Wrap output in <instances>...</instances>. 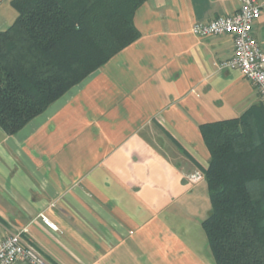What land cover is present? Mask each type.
Returning <instances> with one entry per match:
<instances>
[{"label":"crops","instance_id":"obj_1","mask_svg":"<svg viewBox=\"0 0 264 264\" xmlns=\"http://www.w3.org/2000/svg\"><path fill=\"white\" fill-rule=\"evenodd\" d=\"M12 1L0 0V30L18 16ZM259 2L253 34L264 50ZM239 8L146 0L135 41L18 132L0 125V239L20 233L50 264H215L202 225L211 199L200 126L264 101L240 70L220 66L234 36L191 28Z\"/></svg>","mask_w":264,"mask_h":264},{"label":"trees","instance_id":"obj_2","mask_svg":"<svg viewBox=\"0 0 264 264\" xmlns=\"http://www.w3.org/2000/svg\"><path fill=\"white\" fill-rule=\"evenodd\" d=\"M146 0H13L0 30V125L18 132L135 41ZM211 210L202 225L215 264H264V104L201 124Z\"/></svg>","mask_w":264,"mask_h":264},{"label":"built area","instance_id":"obj_3","mask_svg":"<svg viewBox=\"0 0 264 264\" xmlns=\"http://www.w3.org/2000/svg\"><path fill=\"white\" fill-rule=\"evenodd\" d=\"M262 13L259 0H240L239 10L232 15L218 16L208 22H195L192 31L199 36L230 33L234 36V54L220 63L222 68L238 69L258 87L264 101V50L253 34V26ZM199 172L191 174L192 180H199ZM41 219L52 227L58 226L47 214L41 212ZM18 260L28 264H50L33 245L25 243L20 233L0 239V264H12Z\"/></svg>","mask_w":264,"mask_h":264}]
</instances>
